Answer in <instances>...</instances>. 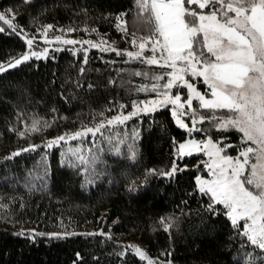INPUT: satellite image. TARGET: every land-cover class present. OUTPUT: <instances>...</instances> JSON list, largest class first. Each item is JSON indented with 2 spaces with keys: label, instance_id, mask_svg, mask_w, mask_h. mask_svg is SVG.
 <instances>
[{
  "label": "trees",
  "instance_id": "16d2710c",
  "mask_svg": "<svg viewBox=\"0 0 264 264\" xmlns=\"http://www.w3.org/2000/svg\"><path fill=\"white\" fill-rule=\"evenodd\" d=\"M0 12L16 26L0 21L2 67L25 54L22 34L49 25L115 47L52 51L0 73V264H145L129 242L168 264H264L227 210L199 191L205 158L177 157L187 133L168 107L52 143L154 98L157 77L166 83L167 68L126 55L152 34L137 0H0ZM209 113L197 136L231 143L233 154L246 146L236 129L212 127Z\"/></svg>",
  "mask_w": 264,
  "mask_h": 264
},
{
  "label": "snow or ice",
  "instance_id": "6c2138e0",
  "mask_svg": "<svg viewBox=\"0 0 264 264\" xmlns=\"http://www.w3.org/2000/svg\"><path fill=\"white\" fill-rule=\"evenodd\" d=\"M186 3L209 11L203 14L186 7ZM137 4L141 12L147 14L144 18L152 34L141 37L140 52H127L126 55L139 58L145 43H151L153 55L146 58L147 62L176 69L170 74L173 78L164 85L165 88L171 89L176 80L183 81L201 106L212 112L214 119L218 110L231 114L218 121L220 128L231 126L242 133L244 143L255 145L243 149L233 158L220 156L223 149H217L209 140L204 147L211 144L219 159L207 165L213 179L201 180L198 177L197 183L201 193L210 194L214 204L227 209L226 214L233 227L238 228L252 245L264 250V0H137ZM11 11L8 10L9 13ZM0 21L15 31L12 19L3 12H0ZM0 31L4 29L0 27ZM63 42L77 43L74 40ZM27 43L30 46L32 40ZM132 43L136 46L135 41ZM33 55L38 57L37 53ZM27 59V55L22 57V60ZM21 62V59H16L9 66L14 67ZM178 62L183 66L178 68ZM3 70L0 66V71ZM189 72L193 77L203 78L211 90V99L196 92L193 85L184 79ZM162 95L172 104L180 100L179 95L174 98L167 92ZM143 103L147 110V104H155L156 101ZM186 103L191 107V99ZM178 107L182 109L184 104ZM135 114L133 112L123 118L117 116L114 120L123 123ZM113 122V119L108 120V124ZM177 122L181 127H187L182 121ZM100 127L104 124L101 123ZM98 130L89 128L86 132L94 134ZM81 135L75 133L73 138ZM194 147L199 148V145L190 141L180 144L177 150L182 155H190ZM207 155L212 156L213 152L209 151ZM252 159L256 163L250 164ZM175 171L173 167L172 172ZM240 221H243L242 226ZM136 252L141 259L145 258V253L139 248ZM149 264H152L151 260Z\"/></svg>",
  "mask_w": 264,
  "mask_h": 264
},
{
  "label": "rangeland",
  "instance_id": "374dc122",
  "mask_svg": "<svg viewBox=\"0 0 264 264\" xmlns=\"http://www.w3.org/2000/svg\"><path fill=\"white\" fill-rule=\"evenodd\" d=\"M185 6L192 9V10L201 12L203 14H206L209 11V10H207V8L201 10L198 8L197 5H188L186 3ZM215 7H220V5H216ZM4 14L9 19L13 18L12 15H10V14H6V13H4ZM3 25L5 27H9L8 25H6L4 23H3ZM49 26L45 27V29L42 30L41 33H38L35 36H28L26 34H22V36H23V38L27 44V50H26L24 55H27L28 59L22 60V57L24 56V55H22L20 58H18V59H21V61H22L20 64H17L14 67H10L9 66L10 64H9V65L3 67L4 70L0 71V73L7 71V70H12L16 67H19L23 63L29 61L31 58L45 59L52 53V51L69 49V50L73 51L75 54L83 53L86 55L91 49H98V50H102V51H114L115 50V47L111 43L107 42L104 39L82 38V37L75 36L74 32L72 30L54 29L53 26H51V25H49ZM45 33H46V35H45ZM57 37H59L60 39H56ZM29 39L32 40V44L30 46L27 43V41ZM65 40H74V41H77V43H74V44L64 43L63 41H65ZM135 42H136V46H134L132 44V50H130L128 52H132L135 54V53H138L141 51L138 47V45L141 41L138 40ZM151 47H152V44L146 42L145 43V49L143 50V52L139 58H144L145 60H147L146 58H150L153 55V53H151V51H150ZM33 53H37L38 57H37V55H33ZM129 58L132 60L139 59L135 56L129 57ZM152 65L160 66L158 64H152ZM182 66H183L182 63L178 62L177 67L179 68ZM165 68H167L169 71L168 79L166 81V83H167L169 80H171L173 78L172 75H170V74L174 73L176 71V69H173V68H170L167 66H165ZM184 79L193 85L196 92L201 93L207 99L212 98L211 97V90L208 89L207 86L204 84L202 77H199V76L193 77L191 75V73L189 72V73H186L184 75ZM200 83L205 85V90H203L201 87H199ZM165 84H162V82L160 81V78L157 77L155 85H154L157 88L155 90L156 91L155 93H157V95L154 98L133 104L131 111L121 112V113L109 118L108 120L113 119L114 122L112 124H108V120L102 122L104 124V127L108 126V127H111L112 129H118L121 126H124L126 123L128 124L130 121H132L134 118H136L138 116L146 115V114H152L159 109L168 107L171 111L172 117H173L175 123L177 124V126L187 133V138L183 142L179 143V145L189 143L190 141H195L199 145V148L194 147L191 149L190 155H188V154L182 155L177 150V157L179 159H183L186 157H192V156H203L205 158L204 163H205V171L207 174L206 175H203V174L198 175L197 178L199 177L201 180H209L210 181L213 179V177L211 175V169L209 167H207V165L210 164L213 160L219 159V157L215 154V149L212 148L211 144H208L207 148L204 147V145L207 144V142L209 140L213 144L216 145L217 149H223V151L220 152V156H230L233 158L237 157L239 155L240 151H242L243 149H245L249 146L255 147V145H251V142H249L247 144L245 143L246 146H244L237 153L233 154V153H231L232 150L235 148L233 146V144L226 143L225 145H222L221 142L216 141V140L212 139L211 137L200 138L199 136H197V134L201 133L202 130H206V129H202L201 124L205 121V115H207V113H209L210 111L201 106V104H200L199 100L196 98L195 94L193 92H191L184 85L183 81H180V80L174 81L173 87L171 89L165 88L164 87ZM182 88H184L185 91H183ZM164 92H167L169 94V96L173 97V98L176 95H179L180 100L177 102V104H172V103L165 100V97L162 95V93H164ZM188 99H191V101H192L191 107H189L188 104L186 103V101ZM146 101H156V103L155 104L148 103L146 106L147 110H145V104L143 102H146ZM179 104H184V107L181 109L180 107H178ZM204 109L206 110V112L202 111ZM133 112H135L136 114L132 115L131 118L124 120L123 123H120V122L114 120V118L117 116L123 118V116H128ZM174 112H175V115L173 114ZM209 114H211V115L208 116L209 117L208 123L212 124V127H215L216 129H220V130L234 129L231 126H228L226 129L220 128L218 126V121L226 119L228 115H231L230 113H227L225 110H218L215 113V115H216L215 119L212 116V112H210ZM201 117H203V122H201ZM178 120L182 121L185 125H187V127L186 128L181 127L180 124L177 122ZM100 125H101V123L95 127L90 128V129H94V130L95 129H103L104 127H100ZM87 129H89V128H86L84 130L79 131V133L82 134L79 137L73 138L74 134L78 133V132H75V133H72V134H69V135L63 137L62 140H58V142L55 144L60 145V144H63V142H64V145L68 144V146H69L71 144V142H70L71 140L81 141L82 139H86L89 135L92 136V134H93V133L86 132ZM95 133H96V131H95ZM123 142H126V141H119V142H117V145L119 146ZM242 142H243V140H242ZM70 148L71 149H70L69 153H70V155H73L75 158L76 150L81 148V147L78 146V147H73V148L70 147ZM177 149H178V147H177ZM209 151L213 152L212 156L207 155V152H209ZM185 152H188V149H185ZM251 155L252 154H250V156ZM77 157H79V155H77ZM241 159H243V158L241 157ZM251 163H256L255 159L250 160V164ZM247 174L248 173L246 171L245 175H247ZM197 178H196V183H197ZM197 186H198V188L200 187L198 185V183H197ZM239 223L243 225V221H240ZM126 245H128L129 248L132 249L135 254H137V252H136L137 248H139L141 251H143L145 253V258L142 260L145 262V264H149V260L152 261V264H168L161 259L149 257L147 255V253L145 252L144 248L142 247V245L138 242H129V243H126ZM253 246H255V245H253ZM256 248H258V247H256ZM259 250H261V249H259ZM261 251L264 252V250H261ZM139 258H141V257L139 256Z\"/></svg>",
  "mask_w": 264,
  "mask_h": 264
}]
</instances>
